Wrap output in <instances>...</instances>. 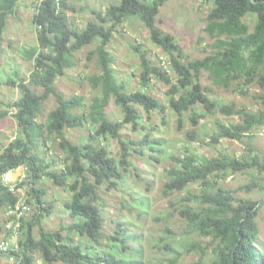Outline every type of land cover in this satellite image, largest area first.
I'll use <instances>...</instances> for the list:
<instances>
[{
    "label": "trees",
    "instance_id": "obj_1",
    "mask_svg": "<svg viewBox=\"0 0 264 264\" xmlns=\"http://www.w3.org/2000/svg\"><path fill=\"white\" fill-rule=\"evenodd\" d=\"M20 1L0 0V56L9 16L15 13ZM39 1L33 17L37 44L24 49V57L33 61V69L22 76L14 68L6 83L17 87L21 95L8 104L14 111H0V119L10 114L18 124V132L11 141L5 143L0 139V177L24 166L25 177L16 188L33 185L31 193L40 208L34 221L27 222L28 216L22 219L21 237L19 242L15 241L17 264H147L143 246L133 244L142 235L129 232L127 222L121 220L114 231L105 232L100 190L103 186L116 190L126 188L132 169L142 178L140 181L147 183L139 172L144 165L152 171L154 161H160L164 151L162 140L152 135L157 130L152 114H161L164 125L168 123L169 108L179 116V127L184 123L186 112L195 125L200 117L216 112L239 115L241 122L238 123L217 120V128L208 142L214 145L223 139H232L249 149L240 156L219 152L213 157L187 151L173 156L174 165L166 168L165 195L184 191L192 184L200 186L199 192H190L170 205L185 219L188 236L196 233L213 241L209 248L197 240L186 242L187 252L199 254L193 264H204L208 254L211 264H264L257 219L262 200L238 197L237 190L222 185L231 174L247 173L252 181L241 189L264 193V152L254 144L256 129L264 127V109L250 111L212 99L208 88L201 83L203 70L209 71L219 85L241 81L257 83L264 105V0H212L205 29L216 38V49L205 58L194 60L172 34L157 24V16L167 0H119L105 12H95L97 18L83 29L70 22L68 12L73 7L68 0ZM130 16L141 19L152 41L169 55L166 63L164 56H159L157 65L141 46H134L142 66V88L135 91L119 81L113 66L115 60L109 51L113 31ZM249 16L254 17L253 28L246 20ZM97 39L100 42L94 53L98 55L100 72L88 76V80L100 94L88 105L82 95L65 96L57 89V81L68 69L77 66L76 53ZM154 80L169 86L168 105L149 92ZM51 96L57 105L47 120L41 121L43 105ZM112 100L123 112L122 119L108 117ZM145 119L152 121V125L146 126ZM127 124L133 126L136 136L125 139L122 130ZM87 127V142L74 143L68 137V129ZM196 135V130L187 134L190 139ZM109 138L119 139V157L104 142ZM44 180H51L55 186L70 192L64 208L71 221L60 229L48 230L41 224L43 216L51 214L53 208L44 198L47 190L36 186ZM130 196L133 203L125 207L136 213L139 220L147 216V195L130 193ZM21 197L0 180V212L8 213ZM11 219L9 216L8 221ZM37 225L38 235L33 231ZM169 247L178 255L182 253L173 245ZM177 259H170V264H176Z\"/></svg>",
    "mask_w": 264,
    "mask_h": 264
},
{
    "label": "rangeland",
    "instance_id": "obj_2",
    "mask_svg": "<svg viewBox=\"0 0 264 264\" xmlns=\"http://www.w3.org/2000/svg\"><path fill=\"white\" fill-rule=\"evenodd\" d=\"M118 1L68 0L73 7L68 12L70 22L76 28L83 29L90 20L97 18L95 12H105L111 4H116ZM39 2V0H22L16 7L15 13L9 16L4 35V51L0 56V111L6 109L14 111V107L9 108L8 104L16 101L21 95L17 87H12L6 83L9 75L14 72V68L19 70L22 76L28 75L33 69V61L25 59L24 49L37 44V32L33 17ZM212 6V0H167L157 16V24L166 33H170L175 37L176 42L181 45L190 59H203L216 49V38L212 37L205 29L207 17ZM246 20L253 28L254 17L249 16ZM99 42L100 40L97 39L79 50L76 53L77 66L73 69H68L67 74L60 77L57 81V89L63 92L65 96L82 95L88 105L93 97L100 94V91L94 89L88 80V76L100 72L98 55L94 53ZM135 45L141 46L142 50L147 51L157 65L159 64V56H164L165 60L169 56L152 41L148 27L141 19L136 16H130L125 19L124 23L113 31L109 51L114 57L113 66L119 81L124 82L132 91L142 88V66L139 53L134 49ZM201 83L208 88V93L212 99L230 104L235 108L246 107L250 111L264 109V105L259 98L262 91L257 83L247 84L245 81H241L233 82L228 86L219 85L213 81L210 77V72L206 70L202 71ZM168 91L169 86L167 84L156 80L153 81L149 89L152 95L166 105L169 104ZM56 105L57 101L54 96L46 100L39 120L46 121L50 111ZM143 114L146 117V114ZM166 115L168 123L162 125L161 114H152V119L157 128L155 132L152 131V135L154 138L162 140L163 144L161 147L164 148V151L162 152L161 160L154 161V169L152 171H149L150 169L141 163L144 165V169H141L139 173L144 176L143 178L147 180V183L140 181L142 178L136 176L135 170L132 169L133 173L129 176L131 178L127 180L129 186L126 188L120 187L119 190H116L109 189L106 186L102 187L99 205L103 209L106 219L105 232L114 231L116 225L123 220L130 226L129 232L142 235V238L134 241L133 244L143 246L147 264H170V259L175 257H178L176 264H193L199 258V254L196 251L187 252L186 242L197 240L208 247L213 241L210 237H200L196 233H191L188 236L185 233L187 226L185 219L175 213L174 208L170 205L173 201L177 202L190 192H199L200 186L192 184L184 191L175 192L169 196L165 195L166 168L174 165L175 159L173 156L182 155L187 151L199 156L213 157L219 152L240 156L244 152H248L249 149L246 144L232 139H223L221 143L214 145L208 142L217 128V120L226 123H238L241 122L239 115L227 116L221 112H216L200 117L198 125H195L189 118L190 113L186 112L182 127H179V116L170 108L167 109ZM123 116L119 106L112 100L108 109V117L112 120H118L122 119ZM143 122L148 127L153 123L147 119ZM192 130L197 132L195 139H190L187 136L188 132ZM17 132L18 124L12 115L9 114L5 118L0 119L1 140L8 143L16 136ZM67 134L74 143L81 144L87 142L89 127L68 129ZM122 134L125 139L129 136H136L134 128L130 124L124 127ZM255 134V147L259 151L264 152V127L256 129ZM104 142L108 145L112 154L119 157L121 147L119 139L109 138L104 140ZM136 159H138L137 156ZM136 164H139L138 160ZM22 173L25 174L24 166L18 168L12 174V177ZM17 180L16 183L19 184L20 179ZM148 181H151V185L148 184ZM251 181L252 178L249 174L236 173L229 175L226 180H223L222 185L226 188L237 190L236 195L238 197L262 200L257 219L261 230L259 242L264 251V193L257 189L251 192L241 189V186ZM32 186L31 184H26L17 191L20 196L29 199L32 207V211L27 217V222L34 221L40 212V208L31 193ZM36 186L44 187L47 190L44 198L47 202L53 204L52 213L43 216L41 224L48 230H56L62 228L64 224L68 225L71 217L64 208V202L70 198V192L55 186L51 180H44ZM130 193L147 195L146 197L149 200L148 214L144 218L141 217L140 220L136 213L125 207V204L131 206L133 203V201L131 202ZM141 208L143 209V207ZM8 218V213L2 210L0 212V239L4 234ZM169 229L172 231L170 232ZM33 231L38 235L39 225L34 226ZM20 237L21 235H19ZM19 238L16 242H19ZM170 245L180 249L182 253L178 255L175 252L176 250L174 251L169 247ZM209 259H211L210 254L205 258L204 264H211ZM0 264L15 263H12L0 251Z\"/></svg>",
    "mask_w": 264,
    "mask_h": 264
},
{
    "label": "built area",
    "instance_id": "obj_3",
    "mask_svg": "<svg viewBox=\"0 0 264 264\" xmlns=\"http://www.w3.org/2000/svg\"><path fill=\"white\" fill-rule=\"evenodd\" d=\"M164 60V63H166V60L164 57H162ZM167 65V64H166ZM168 67V65H167ZM16 171V170H15ZM15 171H10L3 176L0 177V180L3 181L5 184L10 185L11 190L14 192L18 191L16 188L17 185V179H24L25 174L17 175L16 177H12V174ZM27 198L21 197V199L17 202V204L9 209L8 215L12 216L13 219L9 220L7 224L5 225L4 234L2 238L0 239V251L4 255L8 254V258L12 263L17 264L18 263V257L14 254V251L16 249L15 241L19 238V231L22 224V219L26 216H28L31 211L32 207L27 202Z\"/></svg>",
    "mask_w": 264,
    "mask_h": 264
},
{
    "label": "crops",
    "instance_id": "obj_4",
    "mask_svg": "<svg viewBox=\"0 0 264 264\" xmlns=\"http://www.w3.org/2000/svg\"><path fill=\"white\" fill-rule=\"evenodd\" d=\"M17 176V175H16Z\"/></svg>",
    "mask_w": 264,
    "mask_h": 264
}]
</instances>
